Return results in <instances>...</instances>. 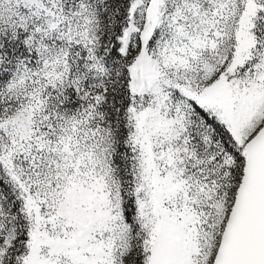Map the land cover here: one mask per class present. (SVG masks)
I'll use <instances>...</instances> for the list:
<instances>
[{"label": "snow or ice", "instance_id": "obj_1", "mask_svg": "<svg viewBox=\"0 0 264 264\" xmlns=\"http://www.w3.org/2000/svg\"><path fill=\"white\" fill-rule=\"evenodd\" d=\"M0 264H264V0H0Z\"/></svg>", "mask_w": 264, "mask_h": 264}]
</instances>
